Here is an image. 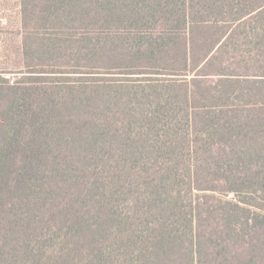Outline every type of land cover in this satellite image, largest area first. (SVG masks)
Here are the masks:
<instances>
[{
    "label": "trees",
    "instance_id": "obj_1",
    "mask_svg": "<svg viewBox=\"0 0 264 264\" xmlns=\"http://www.w3.org/2000/svg\"><path fill=\"white\" fill-rule=\"evenodd\" d=\"M17 2L0 264H264V0Z\"/></svg>",
    "mask_w": 264,
    "mask_h": 264
},
{
    "label": "rangeland",
    "instance_id": "obj_2",
    "mask_svg": "<svg viewBox=\"0 0 264 264\" xmlns=\"http://www.w3.org/2000/svg\"><path fill=\"white\" fill-rule=\"evenodd\" d=\"M17 4V0H0V68L9 60V51L16 46ZM227 198H231V195Z\"/></svg>",
    "mask_w": 264,
    "mask_h": 264
}]
</instances>
